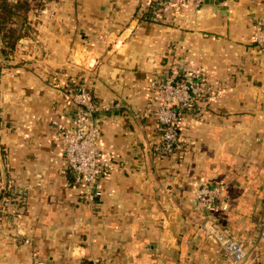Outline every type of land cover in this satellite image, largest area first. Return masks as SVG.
Here are the masks:
<instances>
[{"label": "crops", "instance_id": "1", "mask_svg": "<svg viewBox=\"0 0 264 264\" xmlns=\"http://www.w3.org/2000/svg\"><path fill=\"white\" fill-rule=\"evenodd\" d=\"M44 0L4 56L0 38V264H232L198 227L217 185L221 228L264 264V0ZM194 74L213 91L178 125L172 153L152 81ZM111 103L94 115L112 161L89 199L58 132L74 87ZM30 242H25V238Z\"/></svg>", "mask_w": 264, "mask_h": 264}, {"label": "built area", "instance_id": "2", "mask_svg": "<svg viewBox=\"0 0 264 264\" xmlns=\"http://www.w3.org/2000/svg\"><path fill=\"white\" fill-rule=\"evenodd\" d=\"M165 1L152 0V10L149 8L147 13L150 18L156 17L154 6ZM193 1L195 5H199L204 0ZM253 39L264 49V29L261 26L255 28ZM151 85L161 99L155 115L162 129L161 139L154 144L152 150L165 155L179 147L178 125L185 115L195 111L199 99L213 91V86L194 74L177 77L173 73H168L157 83L152 81ZM72 99L75 104L73 118L69 126L58 132L57 138L62 142L66 167L71 172L74 183L92 199L94 194L100 193V177L113 165L99 143V128L94 123V115L109 110L112 104L95 99L85 82L74 87ZM218 191L217 185L208 184L199 185L195 189V203L202 211L198 227L206 237L213 239L223 249L232 264H240L246 256L243 243L233 234L224 231L214 215L219 204ZM25 242H30V238H25ZM35 264L48 263L36 260Z\"/></svg>", "mask_w": 264, "mask_h": 264}, {"label": "trees", "instance_id": "3", "mask_svg": "<svg viewBox=\"0 0 264 264\" xmlns=\"http://www.w3.org/2000/svg\"><path fill=\"white\" fill-rule=\"evenodd\" d=\"M43 3L44 0H0L1 53L4 56L12 52L19 39L30 32L28 12Z\"/></svg>", "mask_w": 264, "mask_h": 264}, {"label": "water", "instance_id": "4", "mask_svg": "<svg viewBox=\"0 0 264 264\" xmlns=\"http://www.w3.org/2000/svg\"><path fill=\"white\" fill-rule=\"evenodd\" d=\"M205 1H209V2H211V3H214V1H213V0H205Z\"/></svg>", "mask_w": 264, "mask_h": 264}]
</instances>
